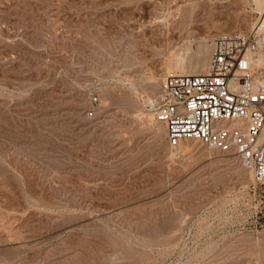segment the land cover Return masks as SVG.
<instances>
[{
  "label": "rangeland",
  "instance_id": "obj_1",
  "mask_svg": "<svg viewBox=\"0 0 264 264\" xmlns=\"http://www.w3.org/2000/svg\"><path fill=\"white\" fill-rule=\"evenodd\" d=\"M255 11L0 0V264H264V185L232 154L170 147L144 103L171 56L207 39L209 61Z\"/></svg>",
  "mask_w": 264,
  "mask_h": 264
},
{
  "label": "built area",
  "instance_id": "obj_2",
  "mask_svg": "<svg viewBox=\"0 0 264 264\" xmlns=\"http://www.w3.org/2000/svg\"><path fill=\"white\" fill-rule=\"evenodd\" d=\"M263 17L264 7L248 31L214 33L207 70L164 73L145 108L165 124L170 147L192 140L232 154L264 185Z\"/></svg>",
  "mask_w": 264,
  "mask_h": 264
},
{
  "label": "bare ground",
  "instance_id": "obj_3",
  "mask_svg": "<svg viewBox=\"0 0 264 264\" xmlns=\"http://www.w3.org/2000/svg\"><path fill=\"white\" fill-rule=\"evenodd\" d=\"M253 6H254V10H256L255 12H261L263 7H264V0H253ZM209 52H210V48L208 45V40L207 39H201L198 41L196 49L194 50L193 54L190 56H187L188 58L187 57L184 58V57L179 56V55H177V57H175V55L171 56L170 57L171 65H170V67L168 66L169 68L166 69V72H175V73H179V74H194V73L206 71L208 68V65H209V61H208ZM137 115L138 114H136L135 116H137ZM138 116H140V114ZM141 116H142V114H141ZM142 117H141V120L144 118V117L143 118ZM151 117H152V115L148 114L147 119L150 120ZM144 119L142 121H144ZM151 122H152V120H151ZM160 123H162V122H160ZM156 128H157V130H161L162 129L161 124H159ZM179 148H183L184 150H187L189 148V145H183V143L181 141L179 146L176 147L175 149L178 150ZM212 149H214V148H212ZM243 170H245L246 174H248V175H250V177H252L251 170L246 169L244 167H243Z\"/></svg>",
  "mask_w": 264,
  "mask_h": 264
}]
</instances>
